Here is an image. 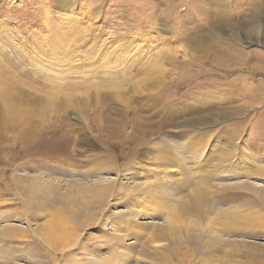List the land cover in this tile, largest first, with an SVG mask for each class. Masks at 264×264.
I'll return each instance as SVG.
<instances>
[{"label":"rangeland","instance_id":"rangeland-1","mask_svg":"<svg viewBox=\"0 0 264 264\" xmlns=\"http://www.w3.org/2000/svg\"><path fill=\"white\" fill-rule=\"evenodd\" d=\"M0 264H264V0H0Z\"/></svg>","mask_w":264,"mask_h":264},{"label":"bare ground","instance_id":"bare-ground-1","mask_svg":"<svg viewBox=\"0 0 264 264\" xmlns=\"http://www.w3.org/2000/svg\"><path fill=\"white\" fill-rule=\"evenodd\" d=\"M56 227H57V226H56ZM56 227H55V228H56ZM51 235H52V234H51ZM53 235H54V234H53ZM66 238H67V237H66ZM44 240H45V239H44ZM48 240H49V239H48ZM58 244H59V243H58Z\"/></svg>","mask_w":264,"mask_h":264}]
</instances>
